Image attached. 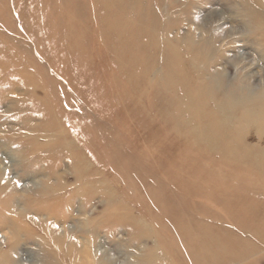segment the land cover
Returning a JSON list of instances; mask_svg holds the SVG:
<instances>
[{
    "label": "rangeland",
    "instance_id": "374dc122",
    "mask_svg": "<svg viewBox=\"0 0 264 264\" xmlns=\"http://www.w3.org/2000/svg\"><path fill=\"white\" fill-rule=\"evenodd\" d=\"M148 1L158 17L156 45L175 53L179 74L172 80L174 96L194 99L192 82L201 79L207 65L211 76L222 70L226 93L248 83L264 91V0ZM94 2L0 0V45L17 61L28 63L27 75L42 83V89L34 90L46 95L51 109L60 108L68 121L62 137L57 130L44 131L46 120L26 119L19 107L25 86H6L7 73L0 72V264H67L62 258L89 248L103 258L111 253L114 262L107 264H133L131 255L168 249V242L181 250L182 242L143 195L139 178L186 218L201 216L207 228L221 229L232 251H254L238 264H264V198L245 204L250 216L239 218L225 211L233 205L217 189L204 194L209 185L202 179L207 167L240 178L243 174L232 170V164L255 171L254 166L264 162V133L245 130L246 142L260 152L262 161L246 156L236 162L218 150L219 142L208 141L212 127L207 123L194 124L193 138L167 127L157 117L152 79L139 85L138 108L127 113L120 99L128 87L107 57L101 41L105 33L100 34L104 26L94 21ZM39 26L42 35L48 26L50 42H36ZM74 39L82 46L79 64L72 57L78 51ZM204 40L209 48L201 46ZM164 64L175 63L164 61L157 70L166 72ZM172 94L164 78L159 97L165 101ZM169 111L172 117L176 106L164 108ZM184 116L189 120V114ZM73 117L78 118L76 125L69 122ZM259 173L264 179V171ZM241 187L234 185L227 192L247 198L264 194ZM184 190L196 196L184 198ZM146 206L156 213L153 217L145 213ZM124 216L132 217L126 226L116 220ZM88 261L96 264L93 256Z\"/></svg>",
    "mask_w": 264,
    "mask_h": 264
},
{
    "label": "bare ground",
    "instance_id": "6f19581e",
    "mask_svg": "<svg viewBox=\"0 0 264 264\" xmlns=\"http://www.w3.org/2000/svg\"><path fill=\"white\" fill-rule=\"evenodd\" d=\"M94 1H96L93 4V12L96 14L94 21L104 26L100 34L102 32L105 33V40L100 39L107 50V57L109 61H113L118 78L123 80L128 87L127 92L129 93H121L122 97L120 99L127 113H130L128 110L134 109V106L138 108L136 92L139 85L143 84L144 81L147 82L152 79L153 82H150V86L154 88L153 94L155 96V103L157 104V117L159 119L163 118L166 123L165 125L167 127L170 126L172 131H180L181 129L182 132H186L193 138L196 136L194 124L201 121L204 125L205 122L207 123L206 125L212 127V130L206 134L208 141H213V143L219 142L221 148H218V150L221 149L224 154L231 156V159H237L235 161L239 162L238 157L251 156L254 157L253 159L257 158L262 161L260 152L253 151L250 148V143L246 142L245 130H252L253 132L257 130V133H264V91L257 92L256 89H251L247 82L248 84H244L242 87L233 86L230 93H226V89L222 85L224 80L222 70L216 76H211L209 75L210 66L207 65L201 79H196L192 82L191 88L193 93L191 94L194 95V99L185 98L182 101L183 97L180 93L178 96H174L176 89L172 80L175 81L176 76L179 74V71L175 68L177 63L173 60L175 59L174 50L171 48L162 50L156 45L158 36L154 32L157 29L158 17L154 13L151 3L148 0ZM143 1L146 3L145 6L142 4ZM41 26H39L38 35L35 38L36 42L39 44L42 41L50 42V37H52L49 35L50 29H48V26L44 28L42 35ZM61 40L62 35H59L57 44L59 45L58 50L60 52L64 50L63 46H61ZM71 42L76 50H78L72 54V57L79 64L78 61L81 58L79 53L82 52L81 43L77 39ZM201 46L209 48L210 43L204 40ZM0 47V72L5 71L7 73L5 78L6 86H25V100L20 101L19 105L21 111L24 113L23 116L26 119L39 120L40 123L42 120L48 121V129L44 130L46 132L55 130L59 132L58 134H61L62 131L64 132L66 122L68 121L64 115L59 113L58 109L60 108L55 107L57 109H51L50 100L46 95L42 96L34 90L35 88L42 89V83L31 79L27 75L28 63L17 61L14 53L8 48L4 45H0ZM201 55L204 57L203 53ZM169 60L175 63L173 67L172 65L169 66L170 64L168 65L169 67H166L164 64L166 72L162 73L157 70L159 63H164V61L168 63ZM164 78L167 80L168 90L173 92V94L170 95L168 100L162 101L159 97V91L160 83ZM174 105L177 111H174V115L171 117L170 111L165 113L164 108ZM184 114H189V120H185L186 116ZM77 119L73 117L69 122L76 125ZM134 119L131 118V122L134 123ZM251 119L255 120L254 125L250 123ZM190 120L191 122L189 123ZM135 121L137 123L136 119ZM227 126L232 127L233 130ZM22 152H24L23 149L20 150L21 155ZM262 162L257 163L258 167L254 166L255 171L253 172L248 171V168L244 167L241 163L232 164V170L243 174L241 178L237 177L234 173H231L232 175L227 173L223 168L218 171H212L208 167L205 168L206 173L202 179L209 186L205 188L204 194L208 196L210 193L211 195L217 189L218 194L228 199L233 205L231 206L232 208H229V205L225 206L224 209L227 213L239 216V218H247L246 215H250L243 208L246 206L245 204L261 200V197L264 198V194L259 193V196L257 195L258 198L254 196L247 198L242 194L233 193L230 195L227 191L232 186L237 185L239 187L238 190H242L241 186H243L254 192H263L264 179L256 175L262 172V170L264 171V162ZM250 173H255V177L251 178L253 175L251 176ZM144 181L139 178L140 186L143 188V195L150 200L149 202L152 204L154 211L156 213L160 212L166 220L168 225L165 227L167 230L182 242V249L176 250L168 242V249L163 248L156 252L147 250L144 254L140 252L131 255L129 261L133 262V264H238L254 254L253 250L232 251V247L229 248V246L233 244L223 241L227 237H224L221 229L212 230L211 228H207L201 216L190 219L186 218L185 213L175 210L174 206L170 205L172 201L165 196L163 197V195L162 197L158 196L154 190L146 187ZM74 193L79 194V192ZM83 193L88 194L86 191H83ZM180 195L184 198L196 196L195 192L187 190L182 191ZM199 195L202 196V193ZM80 209L83 214L87 212L86 206H82ZM145 213L151 217L156 214L151 208L148 209L147 206L145 207ZM129 217L124 216L123 218L120 217L121 219L116 218V220H119L117 221L119 224L126 226L128 224L125 221H130V218H132ZM115 230H117L116 227L111 232L114 233ZM52 233L50 231L49 235L52 236ZM136 242L133 244L137 246ZM95 245L96 243H94ZM11 248L13 250L16 249L15 245H12ZM104 255L106 257H100L98 253L96 254L94 250L89 248L84 254L69 255L67 258H62V261H65L67 264H74L75 262L77 264H92L88 260H91V256H93L96 264L114 262L111 253L106 252Z\"/></svg>",
    "mask_w": 264,
    "mask_h": 264
}]
</instances>
